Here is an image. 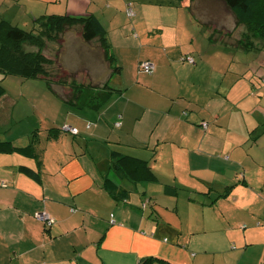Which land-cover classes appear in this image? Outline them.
Wrapping results in <instances>:
<instances>
[{"label": "crops", "instance_id": "0c3cea01", "mask_svg": "<svg viewBox=\"0 0 264 264\" xmlns=\"http://www.w3.org/2000/svg\"><path fill=\"white\" fill-rule=\"evenodd\" d=\"M49 14L101 22L112 62L96 44L77 81L114 90L75 108L0 73V138L16 147L0 151V264H264V40L221 0H0L24 28ZM116 152L157 180L119 173Z\"/></svg>", "mask_w": 264, "mask_h": 264}, {"label": "trees", "instance_id": "16d2710c", "mask_svg": "<svg viewBox=\"0 0 264 264\" xmlns=\"http://www.w3.org/2000/svg\"><path fill=\"white\" fill-rule=\"evenodd\" d=\"M221 1L233 13L237 23L245 24L251 34L264 40V0ZM73 27L78 29L83 41L99 40L104 56L111 64L113 57L109 53V46L105 40L106 31L94 15L49 14L36 17L29 28L18 26L3 19L0 20V73L4 76L16 75L22 78H43L54 95L75 106V108H84L86 106L97 108L108 99L109 94L114 90L108 84V81L96 86V84L80 83L72 79L75 74L68 76L65 74L66 76H64V74L60 73L55 75L48 73L46 70V66H50V68L54 69L53 71H60L59 63L56 65L55 60L49 58L43 52L46 41L56 40L65 31ZM24 43L32 45L35 49L26 50ZM250 44L249 35H244L240 45L248 47ZM186 56L189 55H185L184 58ZM119 68L120 66L115 63L111 72H117ZM67 78L70 80L69 82L66 81ZM60 86L63 88L61 89L62 93H59L58 90ZM1 91L2 85L0 84ZM62 94L67 95L62 96ZM14 148L16 147L12 145L11 141L0 138V151ZM29 148H31L30 145L22 149L27 150ZM112 158L115 159L119 173L125 174L132 181L157 180L146 160L117 152L112 154Z\"/></svg>", "mask_w": 264, "mask_h": 264}, {"label": "rangeland", "instance_id": "374dc122", "mask_svg": "<svg viewBox=\"0 0 264 264\" xmlns=\"http://www.w3.org/2000/svg\"><path fill=\"white\" fill-rule=\"evenodd\" d=\"M229 24V23H227ZM30 26V25H29ZM29 28V27H28ZM250 37V36H249ZM96 44L99 48L101 46L99 40L93 39L92 41H83L81 38V35L76 27L69 28L67 31L64 32L62 36H59L56 40H48L46 41V44L43 48V52L45 55L49 56V58L55 60V63H59L60 65V71H53L54 69L50 68V66H46V70L49 73L57 74L60 73L64 74V76L73 75L75 74L72 79L74 80H80L82 82H86L84 77L86 75H81V73L84 71V68L86 67V62L88 59L91 58L90 63L93 64L95 59H99L101 57V54L99 51H96L98 49L96 47ZM94 47V48H93ZM102 47V46H101ZM24 48L26 50H32L35 49L32 45H29L27 43H24ZM58 55H57V54ZM253 53V52H252ZM255 55V54H254ZM93 60V61H92ZM89 61V60H88ZM56 67V66H55ZM68 69H66V68ZM127 72V71H126ZM66 74V75H65ZM118 74L117 72H114L113 77ZM77 75V77H76ZM67 82L70 80L67 78ZM115 80L110 79L108 81V84L112 86V83ZM101 84H96V86H100ZM63 89L61 86L59 87V90L61 91ZM62 93V92H60ZM64 94H62L63 96ZM67 95V94H65ZM64 95V96H65ZM32 103L34 104V100H32ZM31 103V105H32ZM39 114L38 112L36 115ZM242 226V225H241Z\"/></svg>", "mask_w": 264, "mask_h": 264}, {"label": "built area", "instance_id": "2783aa9c", "mask_svg": "<svg viewBox=\"0 0 264 264\" xmlns=\"http://www.w3.org/2000/svg\"><path fill=\"white\" fill-rule=\"evenodd\" d=\"M130 13H131V9L128 8V14H130ZM184 59H186L190 63L194 62V59L191 56H186ZM139 66L143 71H145L147 73H152V71L154 70L153 63H151L149 61H141ZM115 125L118 126L119 122H116ZM202 126L205 127L206 122H203ZM63 128L67 131H71L72 133L76 132L75 128L70 127V126H64ZM1 184H3V182H1ZM36 218L38 220H40L45 226H50V224L52 223V218L50 217V215L48 213H38V214H36Z\"/></svg>", "mask_w": 264, "mask_h": 264}]
</instances>
